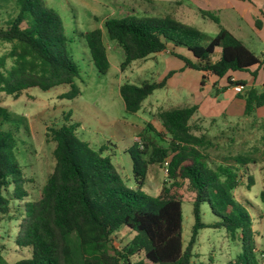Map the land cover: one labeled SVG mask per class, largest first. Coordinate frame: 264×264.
Returning a JSON list of instances; mask_svg holds the SVG:
<instances>
[{"label":"trees","instance_id":"trees-1","mask_svg":"<svg viewBox=\"0 0 264 264\" xmlns=\"http://www.w3.org/2000/svg\"><path fill=\"white\" fill-rule=\"evenodd\" d=\"M0 7L13 10L8 24L0 25V46L9 47L4 53L0 48V94L18 97L31 88L47 92L68 86L62 99H76L81 93L76 83L80 70L71 59L61 17L49 8L46 0H0ZM200 15L218 26L215 37L208 38L198 28L172 15L109 18L103 29L87 32L83 37L94 66L102 75L110 69L105 32L124 51L122 72L133 62L145 61L172 45L193 56L195 62L172 52L185 67L226 78L228 87L245 88L247 83L232 80L233 74L249 73L256 77L264 69V61L227 30L216 13L200 10ZM217 50L221 57L212 62ZM173 74L160 82L123 84L120 95L126 111L138 113L147 98L163 89ZM206 80L203 75L202 87ZM244 99L245 118L253 119L257 110L264 107V89L252 88ZM197 110L194 106L159 112L169 143L158 144L149 137L141 140L138 149L129 150L134 188L126 185L111 160L102 155L104 148L95 151L76 137V125L52 129L56 144L54 170L41 197L26 202V180L17 158V134L23 120L0 106V221L12 219L13 203L17 200L15 245L29 252L28 257L13 264H197L194 250L200 232L205 229L224 230L228 239L239 244L235 260L230 259L227 264L264 263V249H259L250 213L235 196V191L244 185V178L248 179L249 190L255 185L249 166L258 163L254 157L258 147L214 161L208 154L213 143L205 128L192 122ZM148 129L161 137L151 124ZM260 140L264 143V135ZM168 159L166 175L171 184L167 186L166 182L160 195L151 197L144 190L149 168L158 165L164 169ZM185 185L194 197L195 222L187 244L183 238ZM204 204L209 205L217 221H202ZM122 230L135 235L118 248L114 236ZM213 257L212 254L209 258L212 264L216 262ZM0 264H11L1 247Z\"/></svg>","mask_w":264,"mask_h":264},{"label":"rangeland","instance_id":"rangeland-1","mask_svg":"<svg viewBox=\"0 0 264 264\" xmlns=\"http://www.w3.org/2000/svg\"><path fill=\"white\" fill-rule=\"evenodd\" d=\"M46 1L49 8L62 19L65 34L69 39L71 59L80 70V78L76 80V83L81 93L74 100H65L61 96L69 91V87L60 86L47 92L39 88H31L18 97L0 94V106L7 108L11 115L23 120V125L17 134L20 146L17 158L26 180L25 200L28 202L41 197L42 189L55 167L53 152L56 144L52 139L51 130L59 129L65 124L76 125V137L87 142L93 150L99 151L104 148L102 155L111 160L126 185L134 188L129 150L138 149L142 146L141 140L145 141V138L149 137L158 144L169 143V137L161 125L158 114L162 110L171 109V102L166 99V96L169 95L172 98L173 95H170L172 90H157L147 98L138 113L131 114L125 109L120 87L125 83L140 86L143 81H160L165 73L177 70L179 66L184 65V62L179 58L156 54L146 61L133 62L126 71L122 72L124 51L116 42H111L104 32L110 69L106 75H102L94 66L83 35L95 29H103L104 22L109 18L128 16L165 18L172 15L181 22L198 28L208 38H213L219 31L218 26L209 19H203L200 10L214 11L209 10L208 0ZM255 5L264 9V2H255ZM12 11L5 8L2 10L0 7V25L8 24ZM214 13L220 17L221 24L231 30L237 38L247 42L248 35L255 36L249 28V24L253 23L252 20L247 23L240 21L238 24L242 27L241 30L236 27L232 20V14H235L234 9L220 11V14ZM0 48L1 53H4L9 47L0 46ZM178 49L182 57L188 58L186 49ZM257 53L261 55V52L257 51ZM190 56L193 58L192 55ZM179 78L177 76L174 82L179 81ZM199 81L202 80L199 79ZM157 100H160L159 103H156ZM150 103L154 105L153 108L148 107ZM225 105L222 102L220 104L215 102V105L207 104L205 107V113L212 110L213 115L218 117V122H214L212 126L204 125L206 136L213 143L208 154L218 162L222 158L249 153L258 147L254 156L258 163L249 166L255 185L249 190L248 179L244 178V185L235 191V196L250 213L253 229L257 234V242L261 246L259 249H264V143L260 140L264 135V128H259V120L256 116L248 120L243 117L227 126L221 114ZM149 124L161 134V137L148 129ZM245 141L248 142L245 143ZM166 182H168L167 186L171 184L164 169L158 165L151 166L144 190L148 195L156 198ZM193 198V194L185 185L183 202L185 244L191 236L195 223ZM18 206V201L14 200L13 217L10 216L12 219L6 217L4 221H0V247L11 264L29 256L27 250H21L15 245L18 225L14 218H18ZM201 211L202 221L205 224L217 221L208 204H204ZM134 235L127 230L118 232L114 236L115 246L122 248ZM239 250V244L228 239L224 230L205 229L200 232V238L194 250L198 255L195 262L212 264L209 258L213 254V259L216 260L213 264H227L230 259L235 260V254Z\"/></svg>","mask_w":264,"mask_h":264},{"label":"crops","instance_id":"crops-1","mask_svg":"<svg viewBox=\"0 0 264 264\" xmlns=\"http://www.w3.org/2000/svg\"><path fill=\"white\" fill-rule=\"evenodd\" d=\"M208 1L209 10H212L219 14L220 11H229L230 9H234L235 14H232V20L237 25L236 27L239 30L242 29V27L238 24L240 21H245V23H247L252 20L253 23L249 24V28L251 29L253 34H255L257 39L254 38L255 36L252 35H248L247 42L243 41L242 39H238L242 41L243 44L252 52H254L262 61H264V9L259 8L255 5V2H264V0ZM226 29L229 30L228 28ZM229 31L234 34L231 30ZM177 50L179 49H174L172 45H169L168 49L165 52L159 54H163L166 57L170 56L177 58L172 54L173 52L175 54L181 55ZM186 51L187 50H185V52ZM257 51L261 52V55H258ZM186 55L188 56V60H190L191 62H195L194 58H191V54L188 51L186 52ZM220 57L221 51L217 50L212 57V62L218 61ZM171 72H173L174 74L167 80L166 86L163 89H160L172 90L170 95H173V97L171 98V96L169 95L166 96V99L171 102V109L190 108L196 106L198 110L195 116L193 117L192 122H199L204 128V125H209L210 127L213 125L214 122H218V117L213 115L214 113L212 110H209L208 113H205V107L207 106V104L215 105V102L218 104H220V102L226 104L223 107L221 114L224 116L225 124L229 126L235 121L245 117L246 102L244 96L246 92L252 88L259 91H262L264 89V69H261L257 73L256 77H252L249 73L233 74L232 80L245 81L247 83L243 93H236L233 87H228L226 78L219 79L218 77L213 76L211 74H205L200 71L196 72V70L187 69L185 67V64L183 66H179L177 70H172L165 73V75H163V79H165ZM203 75H206L207 80L205 85L201 87V81H199V79L202 80ZM177 76L180 77L179 81L174 82ZM159 101L160 100H157L156 103H159ZM148 107L153 108L154 105L150 103ZM256 119L260 121H258L259 125H257L260 129H262V125L264 124V107L257 110Z\"/></svg>","mask_w":264,"mask_h":264},{"label":"built area","instance_id":"built-area-1","mask_svg":"<svg viewBox=\"0 0 264 264\" xmlns=\"http://www.w3.org/2000/svg\"><path fill=\"white\" fill-rule=\"evenodd\" d=\"M233 88H234V91L236 93H243L244 90H245V88L243 86H241V85L234 86ZM168 165H169V159L166 160V162H165L164 171H165L166 174L168 173Z\"/></svg>","mask_w":264,"mask_h":264}]
</instances>
